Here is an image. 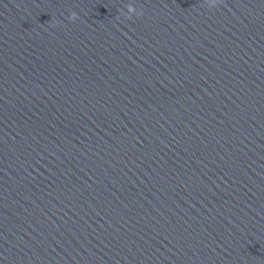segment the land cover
I'll list each match as a JSON object with an SVG mask.
<instances>
[{
  "label": "water",
  "instance_id": "obj_1",
  "mask_svg": "<svg viewBox=\"0 0 264 264\" xmlns=\"http://www.w3.org/2000/svg\"><path fill=\"white\" fill-rule=\"evenodd\" d=\"M0 264H264V0H0Z\"/></svg>",
  "mask_w": 264,
  "mask_h": 264
},
{
  "label": "clouds",
  "instance_id": "obj_2",
  "mask_svg": "<svg viewBox=\"0 0 264 264\" xmlns=\"http://www.w3.org/2000/svg\"><path fill=\"white\" fill-rule=\"evenodd\" d=\"M76 14L75 13H73V16H75Z\"/></svg>",
  "mask_w": 264,
  "mask_h": 264
}]
</instances>
